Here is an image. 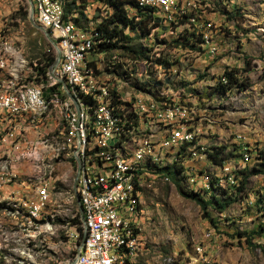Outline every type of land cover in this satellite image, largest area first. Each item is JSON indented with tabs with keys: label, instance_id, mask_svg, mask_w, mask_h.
I'll use <instances>...</instances> for the list:
<instances>
[{
	"label": "rangeland",
	"instance_id": "374dc122",
	"mask_svg": "<svg viewBox=\"0 0 264 264\" xmlns=\"http://www.w3.org/2000/svg\"><path fill=\"white\" fill-rule=\"evenodd\" d=\"M62 1L64 4L65 0ZM85 2H89L85 9L88 19L82 25L73 22L80 29L95 26L100 20L94 18L95 6H91L94 0ZM101 5L103 8L97 6L100 10L96 14L105 17L109 6ZM27 9V0H0V35L7 37L0 41L14 50L11 59L15 66H10L13 70L9 69L11 74L7 77L16 86L28 81L42 83L35 79L36 52L48 51L46 44L50 45L30 23ZM158 10L165 21L161 19L149 36L135 41L148 50L153 60L149 62L158 57L170 61L160 62L163 64L160 79L150 87L160 88L159 93L154 90L160 101L175 92L179 100L190 98L195 107L204 108L206 119L191 121L202 131L193 142L178 148L176 159L171 155L174 151L158 150V165L146 167L154 176L145 180L138 196L140 212L136 221L140 244L136 264H264L262 234L253 237L252 242L257 244L253 246L237 234L251 232L264 210V200H257L264 198V173L249 174L242 190H237L241 172L257 165V153L264 151V0H172ZM159 11H155L157 17ZM67 14L77 16V11ZM187 37L194 47H182L171 41ZM113 56L116 54L96 53L89 57L93 62H108ZM224 69L237 70L236 76L249 85L220 91L216 85L219 80L225 82L221 73ZM47 79L55 82L50 76ZM50 110L54 115H28V122H23L22 132L37 128L30 134L35 138L32 153L31 147H25V141H12L15 151L6 157L0 153V179L5 171L16 170L19 162L28 161L21 179L7 180L0 189V264H58L57 260L65 264L73 255L71 229L72 225L77 229L78 224L72 218L79 212L72 187L76 161L70 158L76 137L69 130L62 110L52 107ZM243 143L249 148L247 159H243L239 147ZM219 145L224 148H214ZM190 148L199 150V156L192 160L186 157ZM227 162L248 163L232 167L231 174L226 170L221 175V166L227 167ZM194 164L198 180L194 179L193 187L188 176L194 177ZM164 166L171 169L170 175L157 172V167ZM156 173L169 179H158ZM47 175L53 190L47 202H41L37 192L47 182ZM29 181L31 201H37L34 204L23 201L28 198ZM212 188H216L214 196L218 201L227 197L233 198L232 201L219 207L210 194ZM190 191L210 199L211 205L206 210L212 221L202 215L198 203L187 195ZM257 203L263 204L262 209H256ZM39 204L37 219L34 218L36 230L32 232L33 219L29 220L27 214ZM45 220L50 221V230L45 227ZM80 238L75 240L76 244ZM52 250L57 257L49 252Z\"/></svg>",
	"mask_w": 264,
	"mask_h": 264
},
{
	"label": "bare ground",
	"instance_id": "6f19581e",
	"mask_svg": "<svg viewBox=\"0 0 264 264\" xmlns=\"http://www.w3.org/2000/svg\"><path fill=\"white\" fill-rule=\"evenodd\" d=\"M31 1L33 3V15L39 14V5H42V3H46V6H54V0ZM140 1L142 4H146L145 0ZM146 5L151 6V4ZM163 6H168V4L158 3V7ZM60 10L62 18L64 19V24L68 26L70 31L74 32L76 36H82L81 61H88L89 59L87 66H84L82 69L79 79L69 78L68 83L65 82L75 98L79 108V115L81 116V122L79 124V151L84 152L83 169H87V176H94V169H90V162L93 161L94 150L97 151L98 158L108 157V152L112 150L113 161H115L117 165H114V162H107V170L118 172L123 176L118 180V191L120 196L123 197L121 208L118 210V216L108 217L105 220V232L107 233L108 239L106 241V250L113 256H118L115 259V264H136L138 247L140 244L137 236L138 224L136 218H138L137 214L140 212V208L136 207L133 194H138L140 190L144 188L145 180L147 178L151 179V177L154 176L150 174V171L147 172V169L143 166L145 165L147 167L148 165L151 167L153 164L158 165L160 150L165 152L166 149H168V151H174L171 152V155L173 159H176V155L179 154L177 151L178 148L180 149V146L193 142L202 130L198 126H193L189 120H174V126L171 129H163L161 134L156 135V139H152V135L156 134V127L162 126V119L158 116H151V124L154 126H147V131H145V133H140V129H134V127H137V121H143V112L142 110H138L136 102L153 105L154 108L159 109L170 108V101L168 98V100L165 99L160 101L156 98L157 96L155 97L153 94L154 90L157 89V85H153L154 87L149 86L155 82L158 83L163 65H160L159 62H107L106 66L103 67L100 65V62H91L93 59L91 60L89 58V51L92 50L94 42L95 47L96 43L99 42L98 38L96 40L92 38L95 30L92 32V27H90L89 30L80 29L76 27L70 19L64 18L62 1L60 3ZM39 25L47 29L52 38H58V30H55L53 24L39 22ZM59 49L60 59H66L67 42H60ZM94 53L96 52L93 51L92 54ZM12 54H14V50L0 41V94L7 93L11 99L18 102L19 105L25 109L28 115L39 116L43 111L42 100L39 96V94H43L41 85L28 81L26 84L16 86V88H7L6 83H10L7 74H11L9 69H11V72L13 70V67H10L11 62H14L11 59ZM14 63L12 66H15ZM131 63H133V65H131ZM16 65H18V63ZM95 68L99 69L100 73L94 74V70L92 69ZM102 69L104 70L102 71ZM53 74L55 78L50 76V74L49 76L53 78L55 82H58L57 79L61 78L56 76L55 68ZM143 82L149 85L146 86ZM58 83L59 86L52 93H49V99L53 102H47V110H50L51 107L62 110V116L65 118L69 130L76 137L78 111L75 109L71 100L67 96L62 95L65 94V92L61 83ZM157 91H159V89H157ZM98 93H100L102 104ZM102 111L104 126L98 124V121L101 120ZM128 131H132V135H130ZM178 135L179 138L177 142H169V139H173V137ZM136 136H138L137 143ZM76 148L77 138L76 147L72 155L74 159L75 156H77ZM199 149L202 148L200 147ZM188 155L189 156L186 155V157H190V160H192L196 156H199V150L190 148L188 150ZM242 157L243 159H247L248 156L242 153ZM186 163L188 164V162ZM142 170H145V173H141ZM226 170L227 167L223 164L221 166V175H223ZM155 172L156 171L153 173ZM156 176L158 179H163V181L169 179L165 175ZM79 177H81L80 168L75 186L77 195L79 186L83 189H91L92 184V177H85V179H79ZM192 177L193 176H188L191 185L194 181ZM204 186L207 187L208 184L204 182ZM42 189L43 183L37 192L38 196L42 193ZM48 194L49 192H47V197ZM79 203L81 206L80 198ZM39 206L41 205H34L29 211L27 210L28 214H26L29 220L33 219L30 215H34V218L37 217ZM117 225H123V230H120V227H116ZM45 227L49 230L51 229L50 221L48 222L47 220L45 222ZM126 239L134 241L136 250L129 245H121L125 244Z\"/></svg>",
	"mask_w": 264,
	"mask_h": 264
},
{
	"label": "built area",
	"instance_id": "2783aa9c",
	"mask_svg": "<svg viewBox=\"0 0 264 264\" xmlns=\"http://www.w3.org/2000/svg\"><path fill=\"white\" fill-rule=\"evenodd\" d=\"M61 1L62 0H54V6H46V3H42V5H39V14L33 15V17L35 22L38 24L39 22H46L47 24L54 25L55 30H58V38L53 39L57 43L58 47L60 42H67V57L66 59H59L55 70L56 76H59L64 82L68 83L69 78L79 79L81 71L84 66H87L89 59L88 61H81L82 36H76L75 33L70 31L69 27L64 24V19L62 18L60 10ZM170 1L171 0H145V3L151 4L152 7L159 11L158 3H167L169 5ZM96 5L103 8V5H101L100 2L99 4H92L91 6ZM158 16L160 19L165 21V17L162 16V11H159ZM0 38L7 37L0 35ZM95 49L96 47L94 44L92 45V50L89 51V56L93 51H95ZM131 65H133V63H131ZM162 75L163 77H167V74ZM6 84L7 88H16L15 83ZM98 95L100 99V93H98ZM39 96L43 104V111L40 116L54 115L51 110H47V102H53L51 99H49V91L39 94ZM187 98L189 97L187 96ZM168 99L170 101L169 109L154 108L153 105L136 102L138 105V110H142L143 112V121H137V127H134V129H140V133H145V131H147V126H154L151 124V116H158L162 119V126L156 127V134L152 135V139H156V135L161 134L163 129H171L174 126V120H189L191 123V121L194 119H206V115H204V108L195 107V102L190 100V98L186 100H179L175 92L168 93ZM23 122H28V113L25 111V109L20 106L18 102H15L13 99H11L7 93L0 94V153H3L5 157L9 152L15 151L12 148V141H25V147H31V153L33 150H35L33 147V139L35 138H32L30 134L32 129L37 128H31L29 132H22ZM80 122L81 116L79 115L78 110L76 123V153L80 162L79 168L81 169V177H79V179L92 177V184L91 189H83L81 186H79L78 197L81 199V208L84 219L82 222V235H84V241L81 246H79V242L77 244L75 243V240L80 237V230L78 228L77 230L72 225L70 240L74 241V246L72 248L73 258L75 259L74 264H115V259L118 256H113L106 250V241L108 239L107 233L105 232V220L108 217L118 216V210H120L121 202L123 200V197L120 196L118 191V180H120L123 176H121V174L118 172L107 170V162H114V165H117L115 161H113L112 150L108 152V157L106 158H98L97 151L94 150L93 161L90 162V169H94V176H87V169H83L84 152L79 151ZM98 124L104 126L103 111L101 120L98 121ZM52 132L53 130H49V133ZM128 132L130 135H132V131ZM237 137H240V135H237ZM178 138L179 135L173 137V139H169V142H177ZM137 142L138 136H136V143ZM239 147L243 151V154L250 155L247 144L243 143ZM242 163L248 162H227V170L231 174L232 167L239 166ZM195 167L196 165L194 164L193 178L198 180L196 177ZM25 168H28V161L19 162L16 165V170L5 171L4 175H2L0 179V189H3V186H6L7 180L18 181L19 178L21 179L23 176V170ZM141 173H145V170H142ZM156 175L165 174L156 173ZM21 183H23V181ZM27 185L29 186L28 198L23 201H30V204H34L37 201H31L30 181L29 184L27 183ZM52 190V180H49L47 175V182H43L42 193L38 196V201L47 202V192H51ZM30 216L33 218V225L31 228L33 232V230H36V226L34 224V215ZM116 227H120V230H123V225H117ZM121 245H129L134 250H136L133 240L126 239L125 244ZM262 246H264V233L262 234V243H260V247ZM78 248L79 252L77 254L76 250ZM49 252H54V256L57 257V252L54 250ZM57 263L59 264V260H57Z\"/></svg>",
	"mask_w": 264,
	"mask_h": 264
},
{
	"label": "trees",
	"instance_id": "16d2710c",
	"mask_svg": "<svg viewBox=\"0 0 264 264\" xmlns=\"http://www.w3.org/2000/svg\"><path fill=\"white\" fill-rule=\"evenodd\" d=\"M99 2L106 4L107 6H109V8H108V12H106V16L104 17L101 16L99 13L96 14V12H99L100 8H98L97 5L94 7V11H95L94 18L100 17L99 22L95 26H90L92 27V32L95 30L93 32L94 36L92 38L94 40H96L97 38L99 39V42L96 43L95 52L96 53L102 52L106 56L107 55L112 56L113 54H116L119 57L134 59L137 61H142V60H145L146 62L153 61L152 58L149 56L148 50L142 48L135 41H137L141 37L145 38L149 36L151 30L161 23V19L155 15L156 9L152 6L142 4L140 0H94V3H91V5L99 4ZM88 4L89 2L86 3L85 0H81L80 2H77V0H65L63 4V17L64 18L70 17L72 22H76L77 24L82 25V22L88 19L85 10L86 5ZM74 10L77 11V16H74L75 14L74 15L67 14ZM182 16H186V14L183 13ZM90 27L88 28L86 27L83 29L89 30ZM179 37H184V36H179ZM190 40L191 39L187 37V38H183L182 40H178L174 38L171 41L175 43V45H179L182 47L189 46L190 48H192L194 47V42L190 43ZM200 41L203 40L200 39ZM93 44H95V42ZM46 45L48 51L39 50L38 52H36L37 65L33 67L36 68V73H37L35 79L43 83L40 84L42 86L43 93L47 91H49V93H52L59 86V83L53 82L51 79H47L49 77L48 67L54 60V52L50 45L48 44ZM155 59H156L155 62H159L160 65H163L160 62H163L165 64H168V62H170L165 58L158 57ZM30 63L32 65V62ZM236 71L237 70L235 69H224L221 73L225 79V82H221L219 80L217 82L216 87L220 91H226L227 89L233 86L243 88L249 85L248 81L243 80L242 78L240 79L236 76ZM93 72L94 74L100 73V70L94 69ZM143 83L145 84V82ZM34 84H38V83H34ZM145 85L147 86L149 84H145ZM157 89H159L158 91L159 93L160 88L157 87ZM62 95L66 96L65 94ZM214 148H217L218 150H222L224 146L219 145ZM257 157L259 159L257 165H253L250 168L247 167L245 170L241 172L242 173L240 179L241 183L237 190H242L243 184L246 182V178L248 177L249 174L264 173V151L258 152ZM70 159L72 162L75 161L73 156H71ZM143 167L146 168L145 165ZM156 170L157 172H163L167 175H170L171 173V169L167 166L157 167ZM215 190L216 188H212L210 194L213 197V199L217 202L219 207H222L221 205L222 204L225 205L226 203H228V201H232L233 198L231 197H227L226 200L224 199L221 202L218 201L219 198L217 196H214ZM139 194L140 192L138 194H133V198L135 199L136 202V207L138 208H140L138 202ZM187 195L192 197L196 201V203H198L202 211V215L204 217H208V219L212 221L208 211L206 210V207L211 205L210 199H204L202 196H199L198 194H197L198 196H196L195 193H193L192 191H190ZM261 199L264 200V198H259L257 200H261ZM257 205H255L256 209L263 207V204L262 205L259 204L258 206ZM218 209L221 210V208ZM260 217L261 219H259L258 222H256V227L251 232H247V233L237 232L239 236H244V240L248 245L251 246L257 245L252 242L253 237L258 238L261 234L264 233V210L262 211V215L260 214ZM72 221L78 224L77 227L80 230V237H81L82 227H81V220L79 215L78 216L76 215L74 218H72ZM261 249L264 253V247H262Z\"/></svg>",
	"mask_w": 264,
	"mask_h": 264
},
{
	"label": "water",
	"instance_id": "95a60500",
	"mask_svg": "<svg viewBox=\"0 0 264 264\" xmlns=\"http://www.w3.org/2000/svg\"><path fill=\"white\" fill-rule=\"evenodd\" d=\"M27 5H28V9H27L28 19H29L30 23L32 25H34L37 29H39L43 33V35H44L45 39L47 40V42L54 49V60L50 64V66L48 67V72H49L50 76L55 78V76L53 74V71H54V68L56 67V65L58 64L59 59H60V49H59L57 43L55 42V40L50 35L49 31L47 29H45L44 27L40 26L38 23L35 22L34 17H33V3H32V1L31 0H27ZM57 81L61 83L62 88H63L66 96L71 100V102L75 106V109L78 111L79 108H78V105H77V103L75 101V98H74L73 94L70 92V90L68 89V87L65 84V82L62 79H57ZM75 159L77 161V167H76L75 175L73 177V189H74V193H75L76 202H77V205H78V211H79V215H80V220L83 222L84 219H83L82 208H81L80 203H79V197H78L77 193L75 192V186H76V180H77V176H78L80 162H79L78 156H75ZM83 241H84V235H82L81 238H80L79 246L82 245ZM78 252H79V248L76 250L77 254H78ZM74 261H75V259L73 258V259L69 260L68 264H74Z\"/></svg>",
	"mask_w": 264,
	"mask_h": 264
},
{
	"label": "crops",
	"instance_id": "0c3cea01",
	"mask_svg": "<svg viewBox=\"0 0 264 264\" xmlns=\"http://www.w3.org/2000/svg\"><path fill=\"white\" fill-rule=\"evenodd\" d=\"M102 53V52H101ZM101 53H97V54H101ZM94 54H96V53H94ZM120 59H125V61L126 62H142V61H137V60H134V59H129V58H122V57H117V55L116 56H113L112 58H110L109 60H108V62H120ZM14 62H11V65L13 64ZM15 64V63H14ZM106 64H107V62H100V65L101 66H106ZM10 65V66H11ZM104 69H102V71H103ZM6 191H7V189H6ZM7 192H5V193H2V194H6ZM1 194V195H2ZM72 257H73V255H72ZM72 257L70 258V259H72ZM70 259H68V260H70ZM68 260L66 261V263L68 262ZM65 263V264H66Z\"/></svg>",
	"mask_w": 264,
	"mask_h": 264
}]
</instances>
